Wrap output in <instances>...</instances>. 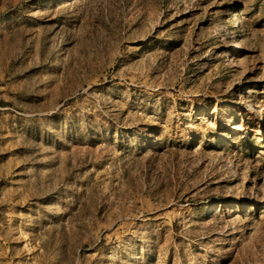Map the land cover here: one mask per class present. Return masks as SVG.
<instances>
[{
	"label": "rangeland",
	"instance_id": "1",
	"mask_svg": "<svg viewBox=\"0 0 264 264\" xmlns=\"http://www.w3.org/2000/svg\"><path fill=\"white\" fill-rule=\"evenodd\" d=\"M260 119L264 0H0V264H264Z\"/></svg>",
	"mask_w": 264,
	"mask_h": 264
},
{
	"label": "bare ground",
	"instance_id": "2",
	"mask_svg": "<svg viewBox=\"0 0 264 264\" xmlns=\"http://www.w3.org/2000/svg\"><path fill=\"white\" fill-rule=\"evenodd\" d=\"M253 109H256L255 107H253ZM253 112H255V111H253ZM264 120V119H263ZM262 119H260V120H258L259 122H262L263 121ZM257 133H259V132H257Z\"/></svg>",
	"mask_w": 264,
	"mask_h": 264
}]
</instances>
